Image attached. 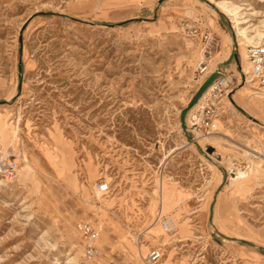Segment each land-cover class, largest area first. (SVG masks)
Segmentation results:
<instances>
[{"label": "rangeland", "instance_id": "374dc122", "mask_svg": "<svg viewBox=\"0 0 264 264\" xmlns=\"http://www.w3.org/2000/svg\"><path fill=\"white\" fill-rule=\"evenodd\" d=\"M218 3L264 34V0H0V264H264V95ZM219 67L222 110L183 132Z\"/></svg>", "mask_w": 264, "mask_h": 264}, {"label": "built area", "instance_id": "2783aa9c", "mask_svg": "<svg viewBox=\"0 0 264 264\" xmlns=\"http://www.w3.org/2000/svg\"><path fill=\"white\" fill-rule=\"evenodd\" d=\"M182 31L185 36L189 38H195L201 36L202 40L205 42L210 41V35L206 32L201 33L200 28L198 26L192 25L191 23H183ZM246 60L249 65V69L247 72L243 71L242 67L239 68L238 78L239 81H243V84L251 85L255 91L260 92L264 95V43L258 45L257 47H250L246 50ZM202 64L198 65L195 70L196 76L194 78L198 80L202 79L204 76L205 68H201ZM215 71L219 72L218 78L210 85L212 86L211 94L207 97L205 101V106L199 112V118L203 119L204 115L210 113H216V111L222 110V99H226L228 96V88L230 86V82H228L227 74L222 68H217ZM214 71V72H215ZM203 96V95H202ZM201 96V97H202ZM201 99V98H200ZM206 113V114H205ZM197 125V124H196ZM186 130H189V127H194L195 125H188L185 122ZM15 166L11 165L6 160H0V173L5 174L6 178H13L15 175ZM96 191L99 194H105L108 191L107 184L98 183L96 185ZM159 220V219H158ZM77 233L83 238V254L84 257L88 260L93 259L98 250L95 245V241L97 238V233L95 230L86 223H78L75 226ZM169 230L168 223H162V231L167 232ZM162 256V252L160 248H152L148 252V254L143 259L144 264H157Z\"/></svg>", "mask_w": 264, "mask_h": 264}, {"label": "bare ground", "instance_id": "6f19581e", "mask_svg": "<svg viewBox=\"0 0 264 264\" xmlns=\"http://www.w3.org/2000/svg\"><path fill=\"white\" fill-rule=\"evenodd\" d=\"M218 6L223 9L225 11V13L230 16V18L232 17V20L235 24V30H236V34L239 36V37H242L241 40H239V46L241 48V53H242V60L246 61V50L247 48H250V47H257L258 45H260L263 41V38H264V34H261L259 32H254V35H244L240 29L238 28V20H237V14H236V11L238 10L236 7H233V6H228V7H225L222 3H218ZM229 18V19H230ZM264 43V42H263ZM249 69V65L248 63H246V72L248 71ZM229 79V78H228ZM251 87H253V84H251ZM211 89H212V86H210L206 91L205 93L203 94V96L201 97V99L196 103V105H194V107L188 112L186 118H185V122L186 124L189 126L191 125H196L199 123V112L200 110L203 108V104L205 103V99L206 97H208V95L210 94L211 92ZM250 89V88H249ZM251 89H254V88H251ZM199 137V136H198ZM196 138H192V140L189 141V145L191 144H194L196 143ZM201 140V139H200ZM202 141V140H201ZM170 220V219H169ZM170 226L173 228L174 227V224L171 223Z\"/></svg>", "mask_w": 264, "mask_h": 264}, {"label": "water", "instance_id": "95a60500", "mask_svg": "<svg viewBox=\"0 0 264 264\" xmlns=\"http://www.w3.org/2000/svg\"><path fill=\"white\" fill-rule=\"evenodd\" d=\"M232 58V55H230L228 61L225 63L226 65L230 63V60ZM219 72L215 71L213 72L199 87V89L196 91L190 102L186 107H184L179 116V123L180 127L183 132H186V126H185V117L186 114L196 105V103L200 100L201 96L205 93V91L210 87V85L218 78ZM251 247H254L253 245H250Z\"/></svg>", "mask_w": 264, "mask_h": 264}, {"label": "crops", "instance_id": "0c3cea01", "mask_svg": "<svg viewBox=\"0 0 264 264\" xmlns=\"http://www.w3.org/2000/svg\"><path fill=\"white\" fill-rule=\"evenodd\" d=\"M231 70V69H230Z\"/></svg>", "mask_w": 264, "mask_h": 264}]
</instances>
